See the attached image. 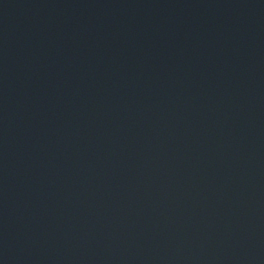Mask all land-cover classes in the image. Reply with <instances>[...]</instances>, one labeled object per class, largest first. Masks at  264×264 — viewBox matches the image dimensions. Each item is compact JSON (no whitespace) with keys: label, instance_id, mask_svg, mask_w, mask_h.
Here are the masks:
<instances>
[{"label":"water","instance_id":"obj_1","mask_svg":"<svg viewBox=\"0 0 264 264\" xmlns=\"http://www.w3.org/2000/svg\"><path fill=\"white\" fill-rule=\"evenodd\" d=\"M0 264H264V0H0Z\"/></svg>","mask_w":264,"mask_h":264}]
</instances>
